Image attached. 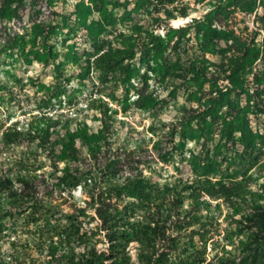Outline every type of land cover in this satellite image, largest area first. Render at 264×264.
<instances>
[{"label": "rangeland", "instance_id": "374dc122", "mask_svg": "<svg viewBox=\"0 0 264 264\" xmlns=\"http://www.w3.org/2000/svg\"><path fill=\"white\" fill-rule=\"evenodd\" d=\"M115 1L0 0V172L14 179L12 189L0 191V264H49L54 258L56 262L69 257L72 251L63 239L77 229L71 212L84 219L89 229L94 227L90 238L99 258L108 256L106 229L96 227V206L115 178L109 181L106 161L113 153L123 154L121 150L102 151L94 158L83 148L77 159L64 155L56 159L31 132L4 138V131L17 129L16 120L22 123L18 128L26 130L44 126L41 114L61 112L72 124L85 121L112 137L113 148H134L135 159L144 162L151 180L177 184L179 178H209L213 183L246 180L264 195V95L258 97L259 90L254 88L255 73L264 76V27L260 23L264 22V0H255L244 19L235 20L236 29L248 27L259 51L243 86L232 92L224 88L227 79H215L218 75L212 66L222 58L221 48L231 41L218 33L225 22L210 21L219 0L205 5L174 0L162 7H138L135 2L125 7V0H119L121 8ZM231 1L220 0L221 6L245 14ZM182 6L187 8L185 16L180 14ZM100 24L104 30L99 32ZM178 27L184 29V44L168 60L155 61L153 50L145 49V37L153 34L165 39ZM99 33L121 51L110 73L83 57L89 50L85 45L90 34ZM212 39L217 44L207 49L210 73L188 89L175 87L171 74H176L178 64L200 54L204 60L195 41ZM72 46L83 60L74 59ZM220 94L232 103H219L222 99L212 97ZM227 122L249 126L256 143L245 149L238 131L229 137ZM118 174L123 175V169ZM23 187L27 193L21 196ZM32 196L58 211L39 214L30 206ZM188 204L186 199L182 212ZM220 209V215H211L207 261L264 264V238L252 240L239 215L223 202ZM201 212L207 209L202 207ZM192 231H198L197 224L181 232ZM195 241H199L198 234ZM71 244L76 246L77 259L81 247L77 239ZM137 245L134 240L127 245L134 261ZM109 261L104 259L102 264Z\"/></svg>", "mask_w": 264, "mask_h": 264}, {"label": "trees", "instance_id": "16d2710c", "mask_svg": "<svg viewBox=\"0 0 264 264\" xmlns=\"http://www.w3.org/2000/svg\"><path fill=\"white\" fill-rule=\"evenodd\" d=\"M108 3V0H99ZM110 1V0H109ZM174 0H125L123 1L125 7L131 6L133 2L138 7H149L151 5L164 6L167 3H172ZM198 3L205 5L209 0H196ZM240 1V2H239ZM255 0H232L235 7L241 6V14L234 10L229 11L226 7L221 6L222 2H217L213 8L212 17L210 21L225 22L221 23L225 28L219 29L224 40L231 38L229 44L221 48L222 58L218 62H212L214 70L217 71L215 79H227L224 88L232 92L243 86L247 74L252 69V64L258 55L259 48L252 43V38L248 27L236 29L235 20L244 19L246 13L250 12L251 4ZM122 2L115 1L117 7H122ZM115 6V7H116ZM124 7V6H123ZM124 7V8H125ZM102 8V6H101ZM180 14L185 16L187 14L186 6H182ZM240 9V8H239ZM241 16V17H239ZM239 17V18H238ZM201 23V22H197ZM264 27V22H260ZM261 27V26H259ZM102 24H100V30ZM183 27H178L171 34H167L166 38L148 34L144 40L145 49L153 50L156 60H168L175 51H178L184 44ZM238 31V32H237ZM217 32V31H215ZM202 53L191 60H187L185 64H178L176 74H171L175 87L189 88L193 86L197 80H201L210 73L211 61L206 56L207 49L210 46L217 44L213 39L209 41H195ZM85 46H89V50L84 48V56L86 62L89 63L91 59L96 66L102 67L104 73L112 72L116 67L117 60L115 59L121 52L119 49L111 45V40L102 37L101 34L92 36L86 42ZM190 46H193L191 43ZM88 52V53H87ZM70 53L73 54L75 60H83L79 55L76 46L70 48ZM208 61V63H207ZM223 76L222 78H220ZM254 88L258 91L257 96L264 95V76L255 73ZM219 87L218 91H221ZM213 98L222 99L219 103H232V99L220 94ZM211 99V92H210ZM236 106V105H235ZM39 118L45 121L42 127H30L26 130H20L21 125L18 120L13 124L17 128L15 131L7 130L3 132V137L10 139L21 132L33 133L32 136L39 140L40 145L44 149H50L52 156L56 159L63 157L68 159H77L85 148L88 153L96 158L102 151L117 152V155L110 157L106 161L105 168L108 170L109 181L112 180L110 190L103 198H98L99 204L96 206V215L99 219L96 227L106 229V239L108 241V256L102 254V257L96 253L94 244L90 238L94 227L88 228V223L79 215L70 214L71 221L77 220L73 223L76 225V230L71 233H66L64 241L68 244L72 251L69 257H60L52 259L49 264H102L104 259H109L107 264H219L217 261H207L206 245L207 241L211 239V215L217 217L221 213L220 204L223 202L229 209L239 215L240 223L244 222L246 225V233L250 231V238L252 240L264 238V195H259L254 191L246 180L231 179L225 182L213 183L209 178H193L183 181L179 178L176 182H161L159 180H151L144 172V162L138 158L135 159L134 148L128 146L112 147L113 138L108 135H102L100 130L93 129L87 122L82 121L80 124H72V120L67 116L63 117L61 112L52 114H41ZM229 131V137L233 138L236 131L239 132V140L244 145L245 149H249L256 143V138L251 134L249 126L238 125L234 126L232 122ZM101 127H103L101 125ZM101 130H104L101 128ZM35 133V134H34ZM236 137V136H235ZM236 140V138H235ZM102 147H105L102 148ZM122 147V148H121ZM59 151L60 153H58ZM125 166L128 169H125ZM120 169H123V175L118 174ZM14 179L5 171L0 172V191L10 190L13 188ZM21 196L26 194V188L20 192ZM93 200H95L94 196ZM31 205L34 211L42 214L46 212L53 213L58 211L45 205L39 198L32 196ZM189 201V206L182 212V207L185 200ZM221 199L215 204L212 200ZM29 204L27 203L26 206ZM207 209L206 213L201 212V208ZM211 207L215 209L216 214H211ZM61 211V210H60ZM231 215L230 213H228ZM233 214V213H232ZM177 215V216H176ZM217 219V218H216ZM94 220V219H93ZM84 230H81V226ZM197 224V232L182 233L189 225ZM75 229V228H74ZM191 231V230H190ZM198 234L199 241H195V236ZM77 239V245L81 247L78 250L80 256L76 259V246L71 243ZM134 240L137 242V260L134 261L127 251L128 243ZM160 242L157 248L156 243ZM161 248V249H160ZM160 249V250H159ZM159 250V251H158Z\"/></svg>", "mask_w": 264, "mask_h": 264}, {"label": "bare ground", "instance_id": "6f19581e", "mask_svg": "<svg viewBox=\"0 0 264 264\" xmlns=\"http://www.w3.org/2000/svg\"><path fill=\"white\" fill-rule=\"evenodd\" d=\"M174 21H177V20H174Z\"/></svg>", "mask_w": 264, "mask_h": 264}]
</instances>
